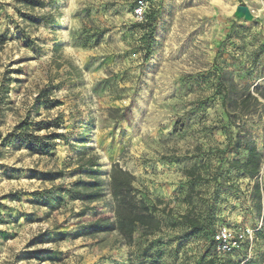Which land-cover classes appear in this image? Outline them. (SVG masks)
Returning a JSON list of instances; mask_svg holds the SVG:
<instances>
[{"label":"rangeland","instance_id":"obj_1","mask_svg":"<svg viewBox=\"0 0 264 264\" xmlns=\"http://www.w3.org/2000/svg\"><path fill=\"white\" fill-rule=\"evenodd\" d=\"M29 1L0 0V264L202 262L204 239H179L183 227L168 218L155 235L144 238L139 228L131 245L116 232L75 236L84 222L114 217L109 195L84 210L65 191L89 180L78 174L75 152L87 127L107 182L117 162L147 201L164 200L175 216L189 198L198 208L212 204L217 227L254 229L236 258L264 264L263 214L252 196L255 180L264 190V168L251 179L229 165L243 150L224 155L232 130L257 145L264 165V0H148L157 13L148 59L137 0ZM238 6L251 17L237 16ZM219 78L230 89L226 105ZM247 89L259 99L249 113L240 103ZM54 118L67 138L54 150L15 145L20 122ZM45 231L50 240L41 242Z\"/></svg>","mask_w":264,"mask_h":264},{"label":"trees","instance_id":"obj_2","mask_svg":"<svg viewBox=\"0 0 264 264\" xmlns=\"http://www.w3.org/2000/svg\"><path fill=\"white\" fill-rule=\"evenodd\" d=\"M32 6L44 7V0H30ZM47 23H54L53 17L47 18ZM157 24V13L149 9L145 20L139 22V26L146 30L145 53L144 58L148 59L153 42L154 29ZM230 35V34H229ZM2 41V39H1ZM218 87L222 95L223 105H226L230 96V89L224 78H219ZM259 102V99L247 89L241 97V107L245 113L251 110V103ZM35 102L37 105L42 103V94L39 93ZM228 121L232 123L230 112ZM28 119L20 122L14 129L13 139L17 146L27 145L28 149L34 153L44 154L55 149L56 141L60 138L67 139L64 134L58 133L60 123L58 118L36 124ZM32 127V129L30 128ZM46 131V134H38L40 131ZM230 132V131H229ZM90 137V128H83L77 138L80 146L76 149L77 172L85 175L89 180L79 179L73 182L65 191L71 196L72 200H78L82 203L83 209L87 210L95 202L103 201L107 195L110 196V209L114 217L99 216L89 222H84L78 226L76 237L95 238L102 234L116 232L120 241L126 245H131L135 240V234L140 228L142 237H149L160 232L165 226L166 219H171V226H182L183 231L178 236L179 239L189 240L192 238H203L205 241V253L200 264H243L242 260L236 258L235 253L219 254L215 249L214 233L217 230L215 212L212 204H207L204 208H198L193 205L190 198L187 199L189 205L186 212L175 216L173 208L169 207L162 199H155L149 202L141 194L139 188L135 185V176L129 170L124 169L119 163H113L108 175V182L100 174V164L97 154H94L88 147ZM231 149L243 150V158H233L230 160V167L241 171L244 175L255 179L258 177L263 166V155L257 145L248 138H236L230 132L227 148L224 155ZM188 173L195 175L197 171L190 169ZM57 175H62L58 173ZM197 178L201 175L197 174ZM50 178V177H49ZM256 201L257 210L263 215L264 225V193L261 182L255 180L253 185V194ZM54 200H62L61 196H49ZM164 204V206H162ZM50 240L48 231L41 234V242ZM153 244V241L151 242ZM147 249L144 250V252ZM147 253V252H146ZM152 261L156 263L154 254ZM124 264H134L132 259H128ZM138 264H144L139 262Z\"/></svg>","mask_w":264,"mask_h":264},{"label":"built area","instance_id":"obj_3","mask_svg":"<svg viewBox=\"0 0 264 264\" xmlns=\"http://www.w3.org/2000/svg\"><path fill=\"white\" fill-rule=\"evenodd\" d=\"M150 9L148 0H137L133 14L137 21L143 22L146 13ZM264 165L262 167V170ZM215 249L219 254H228L234 252L236 249L241 248L245 241H253L254 229L245 226L241 229H235L227 225L217 228L214 233Z\"/></svg>","mask_w":264,"mask_h":264},{"label":"water","instance_id":"obj_4","mask_svg":"<svg viewBox=\"0 0 264 264\" xmlns=\"http://www.w3.org/2000/svg\"><path fill=\"white\" fill-rule=\"evenodd\" d=\"M238 12L235 13L237 16H240V17H246V18H250L251 17V13L248 9L247 6H238Z\"/></svg>","mask_w":264,"mask_h":264},{"label":"bare ground","instance_id":"obj_5","mask_svg":"<svg viewBox=\"0 0 264 264\" xmlns=\"http://www.w3.org/2000/svg\"><path fill=\"white\" fill-rule=\"evenodd\" d=\"M238 12V8H237V11H236V13Z\"/></svg>","mask_w":264,"mask_h":264},{"label":"crops","instance_id":"obj_6","mask_svg":"<svg viewBox=\"0 0 264 264\" xmlns=\"http://www.w3.org/2000/svg\"><path fill=\"white\" fill-rule=\"evenodd\" d=\"M263 193H264V190H263Z\"/></svg>","mask_w":264,"mask_h":264}]
</instances>
